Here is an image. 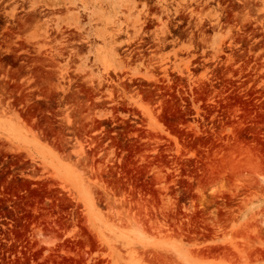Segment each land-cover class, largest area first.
Returning <instances> with one entry per match:
<instances>
[{"label": "rangeland", "instance_id": "rangeland-1", "mask_svg": "<svg viewBox=\"0 0 264 264\" xmlns=\"http://www.w3.org/2000/svg\"><path fill=\"white\" fill-rule=\"evenodd\" d=\"M0 264H264V0H0Z\"/></svg>", "mask_w": 264, "mask_h": 264}]
</instances>
